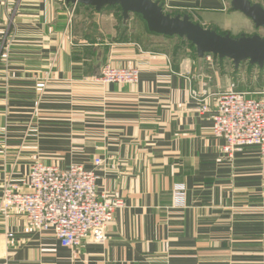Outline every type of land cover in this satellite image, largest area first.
I'll return each instance as SVG.
<instances>
[{
  "label": "crops",
  "instance_id": "obj_1",
  "mask_svg": "<svg viewBox=\"0 0 264 264\" xmlns=\"http://www.w3.org/2000/svg\"><path fill=\"white\" fill-rule=\"evenodd\" d=\"M159 1L204 27L255 33L228 0ZM73 5L0 0V197L39 158L95 168L99 195L124 206L105 241L76 249L0 214V264H264V157L256 146L227 156L200 111L230 87L264 92V67L200 57L117 6L76 3L69 24ZM107 63L138 67V82L97 80Z\"/></svg>",
  "mask_w": 264,
  "mask_h": 264
},
{
  "label": "built area",
  "instance_id": "obj_2",
  "mask_svg": "<svg viewBox=\"0 0 264 264\" xmlns=\"http://www.w3.org/2000/svg\"><path fill=\"white\" fill-rule=\"evenodd\" d=\"M76 4L69 11V24ZM215 55L207 54L212 61ZM97 80L102 83H136L138 67H115L107 63L100 70ZM198 97V93L194 92ZM203 101V100H202ZM200 111L211 113L213 134L224 140V153L233 158L245 147L256 146L264 157V92L257 96L230 87L215 94V109L204 102ZM95 167L105 165V159L97 157ZM96 169L81 164L67 168L46 164L35 159L27 178L16 183L4 182L0 197V214L10 217L24 215L31 231L52 232L61 245L78 248L87 237L95 242L107 239L109 224L117 209L124 206L122 199L99 195L96 187ZM183 195L184 188L177 186ZM13 237L12 234H9Z\"/></svg>",
  "mask_w": 264,
  "mask_h": 264
},
{
  "label": "water",
  "instance_id": "obj_3",
  "mask_svg": "<svg viewBox=\"0 0 264 264\" xmlns=\"http://www.w3.org/2000/svg\"><path fill=\"white\" fill-rule=\"evenodd\" d=\"M231 9L248 17L256 28H264V0H228ZM67 4H82L101 11L106 7H119L124 20L132 14L140 15L149 31L166 36L187 39L200 57L206 54L230 59L238 69L243 62L264 67V36L241 33L233 36L222 33L216 27H204L188 14H171L165 11L159 0H65Z\"/></svg>",
  "mask_w": 264,
  "mask_h": 264
},
{
  "label": "rangeland",
  "instance_id": "obj_4",
  "mask_svg": "<svg viewBox=\"0 0 264 264\" xmlns=\"http://www.w3.org/2000/svg\"><path fill=\"white\" fill-rule=\"evenodd\" d=\"M255 2H261V1L260 0H255ZM254 32L264 36V28H255ZM263 73H264V71H263Z\"/></svg>",
  "mask_w": 264,
  "mask_h": 264
},
{
  "label": "trees",
  "instance_id": "obj_5",
  "mask_svg": "<svg viewBox=\"0 0 264 264\" xmlns=\"http://www.w3.org/2000/svg\"><path fill=\"white\" fill-rule=\"evenodd\" d=\"M138 16H140V15H138ZM140 17H141V16H140ZM183 39H185V38H183ZM185 41H186V42H189L187 39H185ZM189 44H191V45L195 48V50H196V47H195L191 42H189ZM215 56H216V55H215ZM242 64H245V63L243 62V63H241V65H242ZM253 66L255 67V66H257V65H252V67H253Z\"/></svg>",
  "mask_w": 264,
  "mask_h": 264
}]
</instances>
